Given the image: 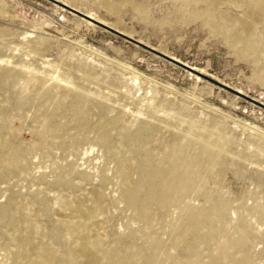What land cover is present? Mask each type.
I'll use <instances>...</instances> for the list:
<instances>
[{"label":"rangeland","instance_id":"1","mask_svg":"<svg viewBox=\"0 0 264 264\" xmlns=\"http://www.w3.org/2000/svg\"><path fill=\"white\" fill-rule=\"evenodd\" d=\"M55 1L264 105V52L237 50L201 19L209 14L215 23L230 28L234 19H241L248 0ZM259 13L264 12L260 9ZM0 29L6 32L3 39L7 42L0 49V61L7 59L15 72L30 68L44 78L59 75L61 87L70 82L88 100L81 125L68 124L64 146L54 145L47 152L39 148L41 128L35 121L36 108L31 99L21 101L20 114L10 107L2 109L12 116L7 132L12 142L26 151L29 167L24 175L0 174V205L11 202L8 215L14 214L19 225L25 222V215H37L47 231L59 217L57 199L86 205L101 193L103 211L96 217L104 222L105 234L126 233L138 226L118 199L115 163L95 140L101 120L110 119L117 120L109 138L114 147L118 148L122 131L135 132L140 125L148 124L156 133L150 144L155 152L176 133H185L189 125L195 129L220 125L228 140L224 146L226 165L211 171L208 188L218 191L233 206L241 201L250 203L254 196L264 198V155L255 151L264 143V107L49 0H0ZM255 34L261 36L264 48V22L256 25ZM36 37L43 41L34 46L29 40ZM5 95L14 99L15 89L0 93L1 97ZM60 96L69 103L75 93L62 91ZM42 105L43 112L52 108L48 101ZM60 169L69 171V188L55 185ZM34 196L52 209L48 215L41 213ZM16 198L27 204L28 212L17 207ZM192 202L198 205L200 200L192 197ZM165 230V224L154 228L163 240L167 239ZM7 242L6 237H0V245ZM137 243L143 244L144 239L138 237ZM59 245L63 247L62 242ZM256 246L252 255L261 259L264 236Z\"/></svg>","mask_w":264,"mask_h":264},{"label":"bare ground","instance_id":"2","mask_svg":"<svg viewBox=\"0 0 264 264\" xmlns=\"http://www.w3.org/2000/svg\"><path fill=\"white\" fill-rule=\"evenodd\" d=\"M248 3L241 19H234L230 28L215 23L209 14L201 19L237 50L263 53L255 27L264 22V13H259L260 9L264 12V0ZM5 33L0 29V49L7 45ZM42 41L39 37L29 40L34 46ZM6 60L0 61V93L15 89L16 97L0 96V174L24 175L29 170L26 151L8 135L12 116L2 109L10 107L20 114L21 101L31 99L36 108L35 121L41 128L39 148L47 152L54 145L64 146L68 124L81 125L88 100L70 82L61 87L59 75L44 78L30 68L15 72ZM62 91L74 92V100L65 103ZM46 101L52 108L43 112ZM56 117L62 121L55 122ZM116 122L101 120L95 140L115 163L118 199L138 226L126 233L105 234L104 222L96 217L103 211L101 193L86 205L57 199L59 217L47 231L37 215H25V222L19 225L14 214L8 215L10 202L0 205V237L8 239L0 245V264H264V254L261 259L252 255L257 240L264 236V198L254 196L250 203L241 201L233 206L218 191L208 188L211 171L226 165L224 146L228 140L220 125L196 129L189 125L185 133H176L155 152L150 144L156 133L148 124L140 125L135 132L122 131L118 148L114 147L109 138ZM255 151L264 155V143ZM57 174L55 185L69 188V171L60 169ZM192 197L200 200L198 205ZM15 201L21 211L28 212L22 199ZM33 202L42 214L52 211L38 196ZM163 224L166 240L154 231L155 226ZM138 237L144 239L143 244L137 243Z\"/></svg>","mask_w":264,"mask_h":264},{"label":"water","instance_id":"3","mask_svg":"<svg viewBox=\"0 0 264 264\" xmlns=\"http://www.w3.org/2000/svg\"><path fill=\"white\" fill-rule=\"evenodd\" d=\"M49 1L60 5L62 8H65V9L69 10L70 12H72L73 14H75V15H77V16L85 19V20H88L92 24H94V25H96L98 27H101V28H103V29H105V30H107V31H109V32H111V33H113V34H115V35H117V36H119V37H121V38H123V39H125V40H127V41H129V42H131V43H133V44H135L137 46H139V47H141V48H144V49H146V50H148V51H150V52H152V53L164 58L165 60H168L169 62H171V63H173V64H175V65H177L179 67H182V68H184V69H186V70H188L190 72L195 73L197 76H199V77H201V78H203V79H205V80H207V81H209V82H211V83H213V84H215L217 86H220L221 88H224L225 90H228V91L236 94L237 96H239L241 98H244V99H246V100H248V101H250V102H252V103H254V104L258 105V106H260V107H264V105H262L261 103H258L255 100L248 98L247 96L241 94L240 92H238L236 90H233V89H231V88H229V87L217 82L216 80H214L212 78H209V77H207V76H205V75L193 70L192 68H190L187 65H185V64H183V63L171 58L170 56H167V55H165V54H163L161 52H158V51L154 50L153 48H150V47L146 46L145 44H143V43H141V42H139V41H137V40H135L133 38H130V37L118 32V31H116V30H114V29H112V28L100 23L99 21L90 18L89 16H87L85 14H82V13L78 12L75 9L69 8V7L65 6L64 4H61V3H59V2H57L55 0H49Z\"/></svg>","mask_w":264,"mask_h":264}]
</instances>
